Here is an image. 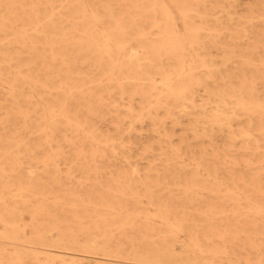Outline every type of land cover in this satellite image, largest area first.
<instances>
[{"label": "bare ground", "instance_id": "bare-ground-1", "mask_svg": "<svg viewBox=\"0 0 264 264\" xmlns=\"http://www.w3.org/2000/svg\"><path fill=\"white\" fill-rule=\"evenodd\" d=\"M0 264H264V0H0Z\"/></svg>", "mask_w": 264, "mask_h": 264}, {"label": "rangeland", "instance_id": "rangeland-1", "mask_svg": "<svg viewBox=\"0 0 264 264\" xmlns=\"http://www.w3.org/2000/svg\"><path fill=\"white\" fill-rule=\"evenodd\" d=\"M178 21H179V23H180V19H179Z\"/></svg>", "mask_w": 264, "mask_h": 264}]
</instances>
